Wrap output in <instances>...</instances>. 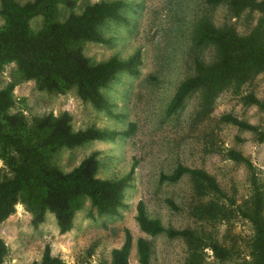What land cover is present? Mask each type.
Here are the masks:
<instances>
[{
  "label": "rangeland",
  "instance_id": "1",
  "mask_svg": "<svg viewBox=\"0 0 264 264\" xmlns=\"http://www.w3.org/2000/svg\"><path fill=\"white\" fill-rule=\"evenodd\" d=\"M75 1L73 11L78 13L84 2L100 0ZM127 1L130 4L122 11L127 23L107 20L100 27L110 42L88 41L83 46L92 62L113 55L124 59L140 50L139 74H119L102 89L114 103L113 114L81 99L75 86L61 93L41 88L35 79H24L15 62H7L0 69V88L12 85L8 113L20 115L26 124L63 111L71 115L74 130L94 125L123 131L130 123L135 124L129 135L60 147L50 158L53 165L67 172L96 151L99 177L118 179L132 171L125 189V206L117 216L98 214L89 199L83 198L71 229L60 233L54 214L47 209L43 220L35 224V212L22 202L20 194L15 212L0 223V238L7 245L2 264L39 261L46 246L66 264H110L112 249L122 245L126 229L132 236L129 264H139V237L151 242V264H185L192 252L185 238L141 231L135 220L140 200L149 215L159 218L165 227L189 228L202 237L201 264L252 263L255 228L243 215L252 207L251 173L244 162L228 153L235 150L250 160L264 195V140L258 136L259 131L264 132V70L238 88H224L209 104L204 103L202 90L198 89L176 113L168 115L166 108L180 82L197 72V61L207 65L219 58V45L204 35V26L223 32L231 29L245 36L256 26L264 29V20L248 7L235 13L230 0L216 4L207 0ZM57 8L60 20L70 10L64 2ZM41 25V15L30 21L33 31ZM248 93L260 103L248 102L244 98ZM228 113L254 125L257 131L223 121L221 117ZM5 144L0 140V180L12 176L10 163L16 156ZM178 164L204 169L214 176L219 191H197L189 173L174 182L162 179V174L171 173ZM209 204L215 207V216H198L197 209H209ZM211 241L224 247L228 256L217 257L209 245Z\"/></svg>",
  "mask_w": 264,
  "mask_h": 264
},
{
  "label": "trees",
  "instance_id": "2",
  "mask_svg": "<svg viewBox=\"0 0 264 264\" xmlns=\"http://www.w3.org/2000/svg\"><path fill=\"white\" fill-rule=\"evenodd\" d=\"M221 1L207 0L211 4ZM60 2H64L70 9L62 20L59 19L57 8ZM129 4L127 0L84 2L82 10L77 13L73 11L75 0H28L24 3L0 0V16L3 21L0 24V69L7 62H15L24 79H35L41 88L61 93L75 86L81 99L90 102L96 109L113 114L114 103L102 89L118 79L119 74H139L142 64L140 50H135L124 59L113 55L92 62L84 54L83 46L88 41L109 43L110 39L102 33L100 27L107 20L127 23L128 19L122 11ZM230 6L235 13L246 7L254 9L264 20V0H230ZM39 15L42 16V25L33 31L30 21ZM203 29L205 36L218 43L219 58L207 65L197 61V72L182 80L171 97L166 108L168 115L180 110L189 95L198 89L202 90L204 103L209 104L224 88H238L264 70V29L260 26L254 27L245 36L237 35L231 29L217 31L214 26H204ZM244 98L250 103H260L253 93L246 94ZM11 104L12 85L0 88V114L3 116L0 118V140L10 146L16 155L10 163L12 176L0 180V223L15 212L20 194L23 195L22 202L35 212V224L43 220L47 209L54 214L60 233L71 229L75 211L83 198L89 199L98 214L117 216L125 206V189L130 184L132 171L118 179L99 177L96 151L67 172L53 165L50 158L60 147H73L90 140L111 139L119 134L129 135L134 131L135 124L130 123L123 131L94 125L74 130L68 111L58 115L50 113L26 124L20 115L8 113ZM221 119L240 128L257 131V127L230 113ZM258 136L264 140V132L259 131ZM228 154L244 162L251 173L252 207L249 213L243 211V215L255 228L251 264H264V195L250 160L235 150H230ZM4 157L7 160L9 153ZM185 173L191 175L197 191H219L214 176L202 168L178 164L171 173L162 174L161 177L174 182ZM209 205V209H197L198 216H215V207ZM135 220L141 231L149 235L165 233L171 238H185L192 250L185 264H201L200 249L204 242L193 230L165 227L159 218L149 215L141 200L136 205ZM209 245L217 257L228 256V251L217 241H211ZM131 247L132 236L126 229L122 245L112 249L110 264H129ZM136 249L138 263L151 264L150 240L139 237ZM6 254L7 245L0 238V264L4 262ZM31 264L66 262L53 256L50 247L46 246L41 259Z\"/></svg>",
  "mask_w": 264,
  "mask_h": 264
}]
</instances>
